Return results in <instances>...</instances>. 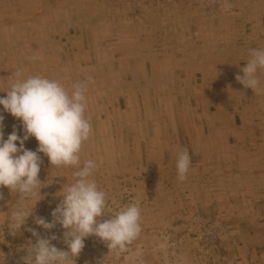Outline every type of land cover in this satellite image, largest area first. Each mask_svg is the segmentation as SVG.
<instances>
[{"label": "rangeland", "instance_id": "rangeland-1", "mask_svg": "<svg viewBox=\"0 0 264 264\" xmlns=\"http://www.w3.org/2000/svg\"><path fill=\"white\" fill-rule=\"evenodd\" d=\"M258 48L264 0H0V91L17 72L69 90L84 83L91 134L80 157L95 161L92 178L106 193L100 222L130 203L140 206L141 233L128 252L109 251L89 236L76 264H139L137 249L142 264L223 261L238 206L249 204L253 183H264L248 164L264 155V72L255 91L235 79ZM213 104L221 110L210 111ZM0 115L5 139L14 126L22 135L19 120L2 107ZM37 146L34 137L24 143ZM183 149L190 163L180 180ZM38 155V178L49 184L34 215L50 221L55 193L72 182L73 169L51 167ZM0 195L3 224L16 194L0 187ZM26 226L43 237L55 233L52 243L66 248L59 225L46 231L30 216ZM3 231L7 264H23L20 246L35 237L23 228L17 236L6 225Z\"/></svg>", "mask_w": 264, "mask_h": 264}, {"label": "clouds", "instance_id": "clouds-1", "mask_svg": "<svg viewBox=\"0 0 264 264\" xmlns=\"http://www.w3.org/2000/svg\"><path fill=\"white\" fill-rule=\"evenodd\" d=\"M258 71L264 72V49L259 48L250 50L249 59L241 68L243 74L235 79L244 88L255 91L260 83ZM15 75L7 90L0 91L6 93L0 97L2 111L20 121L22 132V135L18 134L14 126L5 139L4 117L0 115V187L16 194V203L7 210L5 222L0 224V244L5 243L3 226L6 225L12 236L19 235L23 228L35 237L34 242L28 240L20 246L25 252L20 257L23 264H76L84 240L89 236L104 242L109 251L128 252L141 233L139 203H130L100 222L107 207L106 193L92 178L95 161L81 162L82 145L91 134V125L85 117L86 85L76 83L69 90L55 79L40 75L23 77L20 72ZM30 137L37 141L35 151L24 147ZM38 153L48 158L51 167L73 169L72 182L65 183L55 193L60 200L50 213V221L34 215L36 204L44 198L41 189L49 184L38 178L42 163ZM189 163L188 151L180 150L176 157L180 180L185 178ZM30 216L36 226L46 231L59 225L64 230L62 237L66 248H57L52 243L57 240L55 233L43 237L35 228L26 226ZM165 246L160 245L161 248ZM135 256L142 264L140 249L136 250ZM0 264H7L2 250Z\"/></svg>", "mask_w": 264, "mask_h": 264}, {"label": "crops", "instance_id": "crops-1", "mask_svg": "<svg viewBox=\"0 0 264 264\" xmlns=\"http://www.w3.org/2000/svg\"><path fill=\"white\" fill-rule=\"evenodd\" d=\"M209 107L210 111L221 110V108L217 109L215 104L209 105ZM214 115L211 116L213 120L215 119ZM234 122L237 125L236 117H234ZM239 137L238 135L237 138ZM213 156L214 154L210 153L208 157L212 158ZM251 159V162L248 163L251 174L264 176V155L261 158L252 157ZM236 169L240 170L243 167L237 165ZM254 184L256 185L254 186ZM258 184L259 182L253 183L250 188L243 186L246 191L248 188L254 192H251V199L248 200L249 204L245 205V208L241 206V209L238 206L234 218V222H236L235 229L231 232V240L224 242V259L223 261L217 260L214 264H264V183L261 182L259 187ZM257 187L258 190L255 191ZM238 191L240 192L239 189ZM211 202L208 201V205H211ZM216 206L220 208L221 204Z\"/></svg>", "mask_w": 264, "mask_h": 264}]
</instances>
